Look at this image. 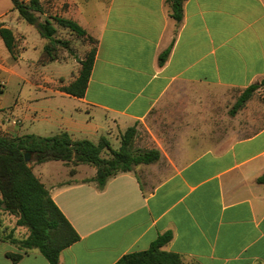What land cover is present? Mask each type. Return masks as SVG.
Returning a JSON list of instances; mask_svg holds the SVG:
<instances>
[{"label": "crops", "instance_id": "obj_1", "mask_svg": "<svg viewBox=\"0 0 264 264\" xmlns=\"http://www.w3.org/2000/svg\"><path fill=\"white\" fill-rule=\"evenodd\" d=\"M40 1L42 15L46 5L93 38L91 73L80 97L62 90L77 74L57 82L40 71V81L27 80L11 64L29 69L34 63L10 24L22 19L11 0H0V25L19 43L13 58L0 37V131L44 136L38 131L44 127L51 135L118 142L134 126L133 148L159 152L102 187L88 180L96 173L91 164L29 161L79 236L61 250L58 264H114L164 233L171 238L161 249L183 264H264V97L258 92L264 85L231 113L241 92L264 78V0H183L180 20L171 17L168 0ZM95 15L100 24L93 35ZM34 80L50 92L43 96L50 104L23 109L21 81ZM12 83V98L5 100ZM56 161L66 178L53 171ZM8 214L0 207V228L25 237L28 231ZM11 253L21 256L13 261ZM0 264L50 263L36 248L0 236Z\"/></svg>", "mask_w": 264, "mask_h": 264}, {"label": "trees", "instance_id": "obj_2", "mask_svg": "<svg viewBox=\"0 0 264 264\" xmlns=\"http://www.w3.org/2000/svg\"><path fill=\"white\" fill-rule=\"evenodd\" d=\"M17 17L34 26L45 40L37 59L44 65L60 58L59 47L69 49L70 40L56 35L58 28L66 29L72 35L82 38L89 36L86 30L75 20L58 15L42 18L44 7L40 0H11ZM171 17L180 20L183 0H168ZM0 37L13 58L19 53L17 36L12 29L0 25ZM170 51V46L159 55V64H163ZM95 47L79 60L77 76L62 90L74 96H83L91 73ZM264 85V78L259 83L247 86L237 98L231 113H234L249 98L251 93ZM136 134L134 126L128 127L120 136V144L114 149L106 136L97 142L89 139H73L67 131H59L50 136L24 134L11 136L0 131V207L15 215L17 226L28 231L23 238H15L12 230L0 228V236L16 243L19 248H36L50 264H58L63 248L75 242L79 236L69 221L51 198L48 189L33 173L29 161L41 163L48 160L87 163L95 166L96 173L88 180L95 181L102 187L106 180L120 171H128L138 163H149L159 157L156 150H135L133 141ZM108 156H102V152ZM4 233V235H2ZM171 238L170 233L159 235L148 248L124 254L114 264H183L180 256L161 249ZM13 261L21 255L8 254Z\"/></svg>", "mask_w": 264, "mask_h": 264}, {"label": "rangeland", "instance_id": "obj_3", "mask_svg": "<svg viewBox=\"0 0 264 264\" xmlns=\"http://www.w3.org/2000/svg\"><path fill=\"white\" fill-rule=\"evenodd\" d=\"M43 2L45 4L46 1L44 0ZM90 3L98 4L99 1L90 0ZM45 10L47 14L42 15V18L48 15H53L52 13L49 12V9L46 8V5H45ZM93 17L91 21L92 34L96 35L98 26L100 24V17L99 15H95ZM6 19L9 20V17H7ZM10 24L14 25L12 28L13 30L18 31L23 36V41L25 45L27 46V50L31 52V53H28V57H31L34 60L33 64H31L30 60L27 61V64H31L29 69H27L26 67H23L24 65L23 63H20V65H17L16 62L11 61V64L14 65L15 69L20 71L23 74V76L29 81L32 80L31 78L38 80L41 74L40 71H42L43 74L47 76L48 78L51 77L52 79H54L52 81L58 82L60 78H63V80L66 82L69 81L77 74L78 67L80 64L79 60L84 58L85 53L89 51L90 48L95 47V41H91L87 37L78 38L72 35L70 31L66 29L58 28L56 35L62 39L70 40L69 49L59 47V55H60V58L58 59L59 62H53V63H49L46 65H38V64L34 65L36 58H37V56L35 57V55L39 54V49H41L43 45V40L40 37L38 31L36 30L34 26L29 25L24 20L13 19ZM35 80L33 81V83L21 81V87L23 90V92L21 93V103H22L23 109H26L27 106L36 107L37 109H40L41 107H45L48 104H50V103H47L48 101L44 99L45 95H49L50 92L42 90L41 88H37L34 85ZM47 85H53V84L48 82ZM15 88H16L15 83H12L11 86H7L8 91H7L5 100L12 98V92L15 90ZM258 92H260V96L264 97V86H262L261 90H259ZM35 94H39L41 97L34 98ZM52 102H53L52 105H54L55 104L54 101ZM24 126L31 128L32 122L27 120L24 122ZM38 131H40L41 135H44V136L51 135L52 133H54V132H45L44 127L39 129ZM110 142H111L112 148L114 149H116L120 144V141L117 142L115 137L111 138ZM101 155L107 157L109 154L108 152L103 151ZM60 164H62L60 161L53 162V165L56 168L58 167V169H53V171L62 172L59 174L60 178L61 177L66 178L65 168ZM79 176L80 175H76L75 177L77 178ZM7 218L15 219V215L8 214ZM4 228H7V227H4ZM16 228L21 231L27 230L25 227L16 226ZM1 229H3V226H1Z\"/></svg>", "mask_w": 264, "mask_h": 264}]
</instances>
